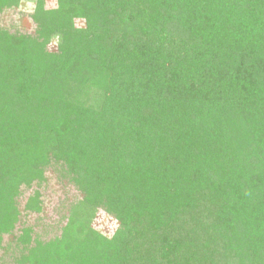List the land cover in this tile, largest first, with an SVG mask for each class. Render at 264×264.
<instances>
[{"label":"trees","instance_id":"16d2710c","mask_svg":"<svg viewBox=\"0 0 264 264\" xmlns=\"http://www.w3.org/2000/svg\"><path fill=\"white\" fill-rule=\"evenodd\" d=\"M30 19L0 28V264H264V0H35ZM51 165L81 200L42 241L17 199Z\"/></svg>","mask_w":264,"mask_h":264},{"label":"rangeland","instance_id":"374dc122","mask_svg":"<svg viewBox=\"0 0 264 264\" xmlns=\"http://www.w3.org/2000/svg\"><path fill=\"white\" fill-rule=\"evenodd\" d=\"M35 0H21L17 7L5 9L0 13V28L6 29L10 33L18 32L21 34H33L35 25L30 19L33 11ZM46 9H54L56 0H44ZM77 28L84 27L83 20H75ZM56 44L48 46L50 52L56 50ZM58 167L51 165L45 170V182L40 186L33 185L31 188H23L18 197V207L21 213V224L32 227L33 231L42 241L50 240L59 236L61 228L66 223L68 209L72 203L81 200L80 193L65 178L59 174ZM33 191L40 193L42 204V213L34 214L24 211V205L27 198L32 195ZM118 222L107 215L103 210H98L91 222V227L103 236L110 237L117 228ZM19 226L17 225V228ZM15 233H12L13 236ZM12 235L3 237L2 246H11L13 243ZM5 264H14L9 258H5Z\"/></svg>","mask_w":264,"mask_h":264}]
</instances>
